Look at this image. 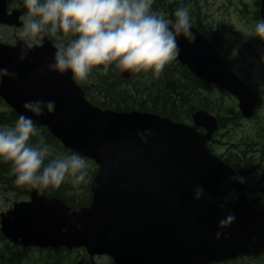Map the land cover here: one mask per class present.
<instances>
[{"label": "water", "instance_id": "1", "mask_svg": "<svg viewBox=\"0 0 264 264\" xmlns=\"http://www.w3.org/2000/svg\"><path fill=\"white\" fill-rule=\"evenodd\" d=\"M20 15L0 0V25L21 26ZM191 31L195 42L178 39V62L235 97L243 118L254 117L258 94L208 38L193 25ZM24 45L0 42V68L16 74L0 76V98L18 116H32L26 101H54L53 112L32 118L97 169L88 205L73 209L33 188L28 200L0 214L3 237L23 248H83L92 260L107 256L114 264H210L264 255V210L250 203L238 171L209 146L219 130L216 116L197 110L187 124L150 112L102 109L70 71L49 69L57 51L52 42L46 38L21 61ZM258 69L264 83V62ZM120 73L126 80L137 74ZM234 191L235 201L224 199ZM229 214L234 219L221 228Z\"/></svg>", "mask_w": 264, "mask_h": 264}, {"label": "clouds", "instance_id": "2", "mask_svg": "<svg viewBox=\"0 0 264 264\" xmlns=\"http://www.w3.org/2000/svg\"><path fill=\"white\" fill-rule=\"evenodd\" d=\"M155 0H24L27 14L20 17L19 32L25 39L19 59L27 58L42 34L70 37L57 48L51 71L71 72L74 80L91 83L94 69L107 75L110 66L131 73L159 75L179 56L178 39L195 42L189 7L174 11L175 21L153 7ZM171 24V26H170ZM256 37L264 41V21L255 26ZM0 68V76L15 78ZM26 112L40 117L55 109L54 101H26ZM32 116L20 114L11 126L0 127V160L10 162L18 185H29L41 194L65 182L75 187L90 183L87 158L77 152L52 156ZM35 139V142H34ZM234 219L229 214L220 227Z\"/></svg>", "mask_w": 264, "mask_h": 264}, {"label": "trees", "instance_id": "3", "mask_svg": "<svg viewBox=\"0 0 264 264\" xmlns=\"http://www.w3.org/2000/svg\"><path fill=\"white\" fill-rule=\"evenodd\" d=\"M10 1L8 0V3ZM255 1L257 9H259V0ZM181 5L189 7L191 24L214 44L231 69L249 85L247 77L235 67L230 59L228 50L225 48L228 47L227 41L217 31H214L210 24L202 22L198 0H155L153 7L163 12L165 18L174 23V11ZM255 16L257 20H261L258 11L255 12ZM93 71L96 74L91 76L93 80L90 84L86 81H76L85 91L89 101L102 109L150 112L185 123H191L192 115L197 110H206L219 119V131L216 137H223L222 130L228 129L229 126H236L242 120L239 111H231L223 105V101L215 98L213 93L220 92L233 100L231 95L198 79L187 68L182 67L177 59L168 63L159 75L141 71L129 80L122 77L120 69H117L115 65L110 66L107 75H100L98 69ZM0 104L8 107L1 98ZM8 108V112H0V127L13 125L19 117L10 107ZM40 131L45 142L50 146V152L72 153L65 149L45 127H40ZM235 146L234 143H230L229 147ZM250 155L249 149H242L241 152L230 150L228 154H221L220 157L240 172L243 171V165H250ZM87 162L91 164L88 169L91 182L96 173V165L88 159ZM11 169L10 162L0 160V192H15L18 197H29L33 187L18 185L16 176ZM89 185L90 183L75 187L71 183L65 182L59 188L49 187L44 191L49 197L61 198L73 209H78L89 204L91 198ZM80 189L85 190L82 195L77 192ZM235 197L232 195L229 199L235 200ZM251 203L255 204L253 201ZM258 208L264 210V203L260 204ZM0 244V264H26L27 260H31L28 255L24 254L23 250L27 249L21 250L19 247L13 246L1 233ZM32 251L40 253L41 258L37 260V263L40 262V264H60L63 261L57 253L52 254L50 250L32 249ZM78 252L83 258L87 256L84 249Z\"/></svg>", "mask_w": 264, "mask_h": 264}, {"label": "rangeland", "instance_id": "4", "mask_svg": "<svg viewBox=\"0 0 264 264\" xmlns=\"http://www.w3.org/2000/svg\"><path fill=\"white\" fill-rule=\"evenodd\" d=\"M198 5L205 18L204 23L210 24L213 30L217 31L227 41L228 47L225 48L228 50L233 64L247 77L249 85L255 91L262 93L264 100V84L258 70V64L264 62V42L255 34V26L261 21L257 20L255 16V12L258 11L255 0H199ZM12 32V30L0 26V42L11 44ZM93 74H96L95 71ZM90 79L93 80L92 77ZM213 95L223 101V105L231 111L238 110L237 102L234 99L230 100L229 97L220 92H214ZM8 111V107L0 104V112ZM261 113L264 115V109ZM251 132H253V123L251 122L245 121L236 126H229L228 129L221 131L224 134L223 137H215L216 142L212 146L217 155L228 154L230 150L234 151L233 147H229L230 143L245 144L248 142V136ZM51 155L60 154L51 151ZM87 163L90 168V162ZM243 172L245 173L244 179L241 181L248 182L250 187L248 191L249 200L255 202L257 207L264 203V168H257L250 161V165H243ZM77 192L82 195L85 190L80 189ZM27 199L28 197H18L15 192H0V213L10 210L15 202ZM30 250L28 256L31 260H27L26 264H40V262L37 263V260L41 258L40 253ZM99 261L102 264H111L107 257H103Z\"/></svg>", "mask_w": 264, "mask_h": 264}, {"label": "flooded vegetation", "instance_id": "5", "mask_svg": "<svg viewBox=\"0 0 264 264\" xmlns=\"http://www.w3.org/2000/svg\"><path fill=\"white\" fill-rule=\"evenodd\" d=\"M198 2H199V0H198ZM9 3H10L9 7H10L11 12H13V11H20L21 12V15L19 16V22L22 23V21L20 20V17L27 14V10L24 7V0H11ZM255 3H256V1H255ZM190 4H192L191 1H190ZM201 19H202V22L204 23L205 18H204V15L202 12H201ZM21 27H22V25L21 26H12V27L6 26V28L13 31L12 32L13 37L11 40L12 42L10 45L15 46L20 41L25 42V39L21 38L19 35ZM46 38H47V40L52 42V44L57 48L61 45H66L68 40L70 39V37L65 36L62 33L58 34L57 36H49L47 34L42 33L37 38V41L33 44V46H41L43 44V41ZM256 92L259 96V103L257 106V111H256L255 116L251 119H248V120L242 118V120L239 121L240 124L245 122V121L253 123V132H251V134L248 136V140H250L249 141L250 143L245 142V144H242V145L235 143L236 146L233 148H234V151H236V152H239V151L241 152L242 149H249L250 154H251L250 155L251 163L254 164L257 168H264V115L261 113L262 110L264 109V100L262 99V93L258 92V91H256ZM234 100L237 101L236 99H234ZM212 149L214 152L216 151L214 147ZM215 154H216V152H215ZM244 174L245 173L243 171H240V175H239L238 179L239 180L244 179ZM245 184L247 186V192H248L250 190L249 184L247 181H245ZM199 195L203 196L204 198L217 201V199H213V197L210 195H207L204 193H200ZM232 195L237 196V194H231L227 198H224V199L229 200V201H234V200L229 199L230 197H232ZM236 199L237 198L235 197V200ZM90 200H91V198H90ZM23 249L24 248H21V250H23ZM23 251H24V254H26V255H28V253L31 252V250H29V249L23 250ZM78 251H81V249L68 250L65 248H61L57 251L50 250V252L52 254L57 253L61 257V259L63 261L60 264H93V261L95 262V264H102L99 261V259H101L103 257H107V256H96L94 258V260H92L87 253H86L87 256L85 258H83L81 256V253H79ZM107 258L110 259L111 264H114V261L110 257H107ZM210 264H264V255L259 256V257H254V258H241V259H235V260H228V261H224V262H213Z\"/></svg>", "mask_w": 264, "mask_h": 264}, {"label": "bare ground", "instance_id": "6", "mask_svg": "<svg viewBox=\"0 0 264 264\" xmlns=\"http://www.w3.org/2000/svg\"><path fill=\"white\" fill-rule=\"evenodd\" d=\"M18 248V247H17ZM21 249V248H20Z\"/></svg>", "mask_w": 264, "mask_h": 264}]
</instances>
